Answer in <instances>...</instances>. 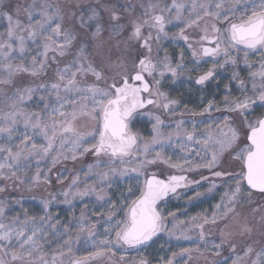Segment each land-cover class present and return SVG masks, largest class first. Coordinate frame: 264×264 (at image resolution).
Masks as SVG:
<instances>
[{"label": "snow or ice", "instance_id": "1", "mask_svg": "<svg viewBox=\"0 0 264 264\" xmlns=\"http://www.w3.org/2000/svg\"><path fill=\"white\" fill-rule=\"evenodd\" d=\"M162 233L196 246L155 264H264V0H0V264H153Z\"/></svg>", "mask_w": 264, "mask_h": 264}, {"label": "rangeland", "instance_id": "2", "mask_svg": "<svg viewBox=\"0 0 264 264\" xmlns=\"http://www.w3.org/2000/svg\"><path fill=\"white\" fill-rule=\"evenodd\" d=\"M121 2H123V0H121ZM260 109H257V112H259ZM179 117H163V119L165 120V122L167 123L170 119L174 120V119H178ZM184 119L186 120H190L191 117L190 116H185ZM199 119V118H197ZM174 127V125H173ZM190 128V125L188 126ZM134 130L136 131H140L143 135L148 136L150 131H151V124H149L147 122V119H144L143 123H138L136 125V127L134 128ZM172 129L170 128H166L164 129L165 132L171 131ZM90 159L86 162H90ZM69 168H76L79 167V163L73 165L72 163H68L67 165ZM163 167V166H161ZM198 178V177H197ZM207 187V185H205V188ZM201 191H204V189H201ZM43 193L40 191H34V192H24L23 195H25L26 197H30V196H36L37 200L36 201H32V200H28L26 201V207L29 210V213H38L39 212V208L36 207V204L38 203V199L39 197L42 195ZM16 195H20V193H16ZM219 200V194H217V196L212 199V200H206L203 203H199L194 207H190L188 209H185L184 205H185V200L181 199V200H172L171 204L169 206V210L170 211H176L177 207L179 208V211L181 213L187 211V216H191V215H195L197 212H201L205 209H209L210 210V206L215 204L217 201ZM82 207V205L77 206L76 208V215H79L80 212V208ZM67 213H62V216H66ZM187 216L185 215H179V219H187ZM169 227H171V225H169ZM193 238L195 239V234H193ZM155 242L151 244V246L146 250V253H144V250L142 249V253L149 255V258L153 260V264H155V258H157L158 256H164V255H168L171 256L172 252H177L179 253L181 251V248H195V244L193 241H186V240H180L177 241L175 239H170L166 233H162L160 234V236L158 238H154ZM161 245H163V250H161ZM76 248H79V252L77 253L78 255H84V249L82 247H80L79 245H77L74 248V251H76ZM133 257H138V254L136 252H131V254L128 256V259L131 260ZM115 259H119V253H117V256L115 257ZM179 259V258H178ZM94 264H111V261H109L107 258L103 259V260H98L96 262H94Z\"/></svg>", "mask_w": 264, "mask_h": 264}, {"label": "flooded vegetation", "instance_id": "3", "mask_svg": "<svg viewBox=\"0 0 264 264\" xmlns=\"http://www.w3.org/2000/svg\"><path fill=\"white\" fill-rule=\"evenodd\" d=\"M170 51H171V49H170ZM208 66H210V65H208ZM166 90H167V89H166ZM181 92H183V93L185 94L186 97L189 95L188 90H187V85H186V84H180V83L178 82V84H177V86H176V91L173 92L172 94H173L174 96H176V95H178V94L181 93ZM192 99L195 100V99H196V96L193 95V96H192ZM191 106H192V105H190V107H191Z\"/></svg>", "mask_w": 264, "mask_h": 264}, {"label": "trees", "instance_id": "4", "mask_svg": "<svg viewBox=\"0 0 264 264\" xmlns=\"http://www.w3.org/2000/svg\"><path fill=\"white\" fill-rule=\"evenodd\" d=\"M228 254H229V253H228V250L225 249L223 255H228ZM205 255H208V254L205 253ZM209 258L211 259V257H209ZM193 264H196V262L194 261ZM199 264H205V261L203 260V258H201V259L199 260Z\"/></svg>", "mask_w": 264, "mask_h": 264}]
</instances>
